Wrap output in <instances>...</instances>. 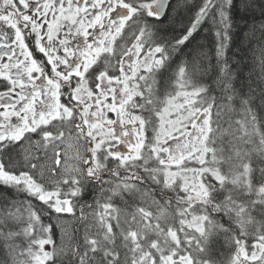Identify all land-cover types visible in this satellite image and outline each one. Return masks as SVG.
<instances>
[{"label": "snow or ice", "instance_id": "obj_1", "mask_svg": "<svg viewBox=\"0 0 264 264\" xmlns=\"http://www.w3.org/2000/svg\"><path fill=\"white\" fill-rule=\"evenodd\" d=\"M0 264H264V0H0Z\"/></svg>", "mask_w": 264, "mask_h": 264}, {"label": "trees", "instance_id": "obj_2", "mask_svg": "<svg viewBox=\"0 0 264 264\" xmlns=\"http://www.w3.org/2000/svg\"><path fill=\"white\" fill-rule=\"evenodd\" d=\"M241 17H243L244 19H241ZM245 20H248L250 22L249 17L245 13H243V11L239 10V8H238V10H237V25H238V27L235 29V32L237 34L233 38V42L230 46L229 51L227 52V55L229 57H232L233 53H235L236 58L241 60L244 65H247V67L243 68V71L245 73H247L252 67L253 54H252V52H250L248 50L246 42L243 44L241 43L243 33H244V31H246V29L244 27ZM204 35H205L204 29H201L199 34H197L195 36V40L193 41V43L205 42ZM206 42L211 46L212 45V38L208 37ZM191 46L192 45H189V47H191ZM213 54H214V48H213ZM212 62L215 63L214 56H213ZM173 70H175V65L173 66ZM21 199H22V197H21ZM45 223H48V221L45 220ZM56 239H57V242H59V233L58 232L56 234Z\"/></svg>", "mask_w": 264, "mask_h": 264}]
</instances>
